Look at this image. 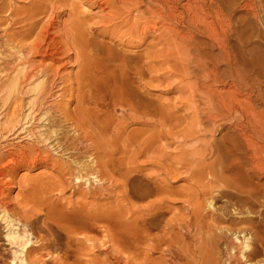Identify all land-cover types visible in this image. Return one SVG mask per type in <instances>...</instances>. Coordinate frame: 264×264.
Masks as SVG:
<instances>
[{
    "label": "bare ground",
    "instance_id": "6f19581e",
    "mask_svg": "<svg viewBox=\"0 0 264 264\" xmlns=\"http://www.w3.org/2000/svg\"><path fill=\"white\" fill-rule=\"evenodd\" d=\"M69 1L29 0L19 35H32L42 14L60 18ZM123 1L127 13L113 19L126 14L136 33L163 47L168 67L159 77L180 78L181 86L166 84L179 94L172 99L178 108H165L148 94V83L140 84L150 71L145 55L89 40L65 23L57 47L48 35L60 25L43 23L42 43L31 50L52 64L74 57L86 108L52 114L41 102L45 83L31 88L44 80L41 72L4 76L10 81L0 91V110L22 96L24 125L33 122L35 139L48 152L70 154L55 186L78 195L11 208L6 182L23 167L46 170L49 160L39 149L3 151L0 141V262L264 264L263 1ZM117 111L121 147L88 143L84 128L105 132L109 123L100 116L110 120ZM67 135L73 143L64 150ZM111 199L125 208L124 216L106 207Z\"/></svg>",
    "mask_w": 264,
    "mask_h": 264
},
{
    "label": "rangeland",
    "instance_id": "374dc122",
    "mask_svg": "<svg viewBox=\"0 0 264 264\" xmlns=\"http://www.w3.org/2000/svg\"><path fill=\"white\" fill-rule=\"evenodd\" d=\"M111 1L70 0L69 6L63 8L65 13H62L60 18L55 19L54 22L49 18L50 12L38 16L37 18L40 22L38 21L36 29L32 35L23 39L19 34L26 29L27 22H17L20 20L24 21L26 17L24 13L29 7V0H0V91L10 81L3 79L6 75L12 77L18 73H31L36 76L41 72H45L44 80H37L31 88L45 83L46 90L43 93L45 95H42L41 102L51 110L52 114L58 111H73L81 107L86 108L85 105L80 103L81 90L84 84L81 80L75 79L77 64L73 63L74 57L72 56V60L68 61L65 59L66 56L62 55L59 57L58 62L52 64L50 59L43 60L39 55L34 53V50H31L35 45L42 43L37 33L40 31L43 23L51 21L54 24L60 25L57 29L54 28L56 27L55 25L53 27L54 30L51 29L48 35L56 39L55 45L57 47H59L58 42H62L65 39L61 38L62 32L60 31L61 25L65 23L68 25V30L81 31L82 35L86 36L89 40L95 38L99 42L102 41L108 45L115 46L118 51L127 54L140 53L148 57L146 64L150 71L140 81V84L148 83V94L154 101L161 103L165 108H178V105L172 99L178 97L179 94L177 92L171 93L166 84L173 81L181 86L180 78L177 75L169 77L170 73L159 77V74L164 72V69L168 67L165 65L166 57L160 54V50H163V47L157 41L153 42L152 36H142L136 33L131 28L132 22L128 23L126 14L119 19H113L112 16L116 15L120 10L127 13V9L123 8V6L127 7L128 5L123 0H115L117 6L110 8L109 2ZM262 1L264 4V0ZM98 7L101 8L98 9ZM55 12L60 13L59 9ZM68 41L70 43V39ZM67 54L72 55L73 53L69 51ZM60 59L62 60L60 61ZM207 80L210 79L208 78ZM162 82L163 85L161 86L160 83ZM31 100L34 101L35 97ZM24 104V99H22L21 95H18L11 104L0 110V125L4 127V136L0 140L1 146L4 149L3 151L20 149L33 151L39 149L42 152V156L48 158V167L46 170L40 167L32 168L31 170H27L26 167L18 169L14 180L6 182L4 201L13 208L20 203L24 205L26 202L29 203V207H32L34 204H38L47 198L50 201H55L59 196L63 200L68 198L75 199L78 194H71L72 190H69V188L61 191V188L55 186L58 173L61 170H64L65 173L67 171L68 165L64 164V161H68L66 157L70 154L62 157L60 153L48 152L43 144L35 139L31 134L33 122L24 125ZM119 115L120 111H117L116 114L110 116L112 117L110 120L107 117L98 115L106 119L109 127L103 133H97L94 126L90 129L84 128V136L86 139H89L88 143L102 148L107 146L106 149H109L108 147H121L123 138L120 136L122 130L117 120ZM176 115H181L179 109ZM85 117L89 118L87 115ZM102 121L104 120L102 119ZM136 128L130 127L128 131ZM68 136H64L62 139L63 146L65 147H63L64 150L72 146L73 143V141L67 140ZM130 150V152L123 155L127 160H132L133 149L131 148ZM139 161H142V159H139ZM182 184L179 181L175 183V186L177 187ZM106 207L120 217L125 214V208L123 206L119 208L114 199L107 201ZM1 224L2 222H0ZM3 232L0 229V236ZM84 253H88V250ZM34 257V254H32L31 259L35 260ZM104 257L105 254H100L97 256V259L103 260ZM0 264L12 263L5 260L4 262H0Z\"/></svg>",
    "mask_w": 264,
    "mask_h": 264
}]
</instances>
